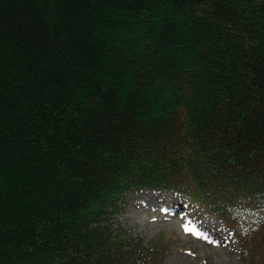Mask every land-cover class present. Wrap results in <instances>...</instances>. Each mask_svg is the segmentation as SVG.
I'll return each mask as SVG.
<instances>
[{
  "label": "trees",
  "instance_id": "1",
  "mask_svg": "<svg viewBox=\"0 0 264 264\" xmlns=\"http://www.w3.org/2000/svg\"><path fill=\"white\" fill-rule=\"evenodd\" d=\"M144 190L264 264V0H0V264H162Z\"/></svg>",
  "mask_w": 264,
  "mask_h": 264
},
{
  "label": "rangeland",
  "instance_id": "2",
  "mask_svg": "<svg viewBox=\"0 0 264 264\" xmlns=\"http://www.w3.org/2000/svg\"><path fill=\"white\" fill-rule=\"evenodd\" d=\"M117 225L145 245L161 237L171 245L162 264H239L242 249L231 230L189 201L165 192L130 194Z\"/></svg>",
  "mask_w": 264,
  "mask_h": 264
}]
</instances>
